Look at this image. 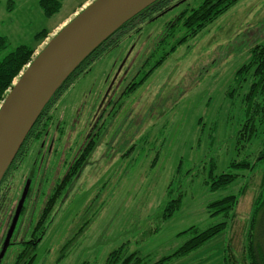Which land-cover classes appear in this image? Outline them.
Masks as SVG:
<instances>
[{
    "label": "rangeland",
    "instance_id": "rangeland-1",
    "mask_svg": "<svg viewBox=\"0 0 264 264\" xmlns=\"http://www.w3.org/2000/svg\"><path fill=\"white\" fill-rule=\"evenodd\" d=\"M83 1L62 0L59 11L45 17L39 0H0V36L7 39L6 53L20 45L33 46L34 36L45 29L49 33L36 45L33 59L75 17L70 15ZM200 1L170 0L163 13L124 28L86 71L54 97L48 135L45 130L41 133L43 160L34 162L42 137L27 140L0 187L1 238L35 164L13 244L0 264H13L22 248L18 243L31 238L45 200L71 168L77 158L73 156L89 135L94 147L57 199L31 264H108L109 253L121 244L149 263L171 253L189 237H176L178 232L191 225L202 229L221 221L219 216L209 217L205 206L244 186L229 228L204 244L198 259L207 257L208 264H222L225 242L230 240L231 250L242 260L260 171L216 192L202 185L201 173L195 174L208 157L217 161L218 172L226 170L227 162L234 158L240 110L238 100L231 104L226 91L233 73L249 59L250 49L264 39V0H238L167 53L186 33L181 24L175 25L170 37L161 42L169 23ZM67 17L70 19L59 25ZM163 55L161 64L153 68ZM143 77L138 87L127 90ZM49 145L66 155L49 153ZM173 180L172 196L180 190L182 203L163 223L161 208ZM259 239L264 250V238Z\"/></svg>",
    "mask_w": 264,
    "mask_h": 264
},
{
    "label": "trees",
    "instance_id": "trees-1",
    "mask_svg": "<svg viewBox=\"0 0 264 264\" xmlns=\"http://www.w3.org/2000/svg\"><path fill=\"white\" fill-rule=\"evenodd\" d=\"M238 0H201L196 6L185 8L178 15L175 23L170 22L168 25L167 34L161 38V42L169 38L170 34L175 30L174 26L181 24L182 28L186 29V33L176 42L175 45L169 50L172 52L175 47L185 41L188 37L194 36L207 24L212 22L221 13L225 12L230 6L235 4ZM39 7L45 17H51L59 11L62 5V0H39ZM11 8V5L7 7ZM147 8V7H146ZM145 8V9H146ZM143 9L140 13H143ZM138 13L137 15H139ZM136 15V16H137ZM134 16V17H136ZM131 20V19H130ZM129 20V21H130ZM127 21L126 23H128ZM125 23V24H126ZM49 32L45 29L41 30L34 36L33 46L20 45L14 50L7 52L8 42L4 36H0V103L5 98L8 90L12 87L13 80L19 75V73L25 68V66L31 61L34 54L36 45L40 44ZM113 36V35H112ZM109 37L98 48H96L82 63L71 73L66 79L64 84L56 91L55 95L44 106L40 115L36 119V123L28 132L33 131V128L37 126L39 117L43 111L46 110L50 101L58 95L59 91L75 76L81 74L88 69L89 64L98 57V54L106 46L109 41ZM164 60V55L157 61L154 67H157ZM149 73V72H147ZM146 75V73H145ZM143 79L137 83H132L127 90L130 92L134 90L143 82ZM226 95L230 99L231 104H234L238 100L240 110V117L238 123V129L233 138L234 158L230 159L226 164V170L218 172L217 161L208 157L202 161L197 168V172L202 174V185L206 186L208 191L216 192L218 190L226 189L237 180L243 178L247 179L246 174H254L256 171H260L261 178L258 186L257 193L252 201L251 215L244 236V245L242 260H239L235 253L231 250L230 240L225 242L223 262L224 264H264V250L261 245L259 237L264 238V39L262 42L254 45L250 49L249 59L240 65L233 73L230 83L228 84ZM234 106V105H232ZM27 136L25 137L27 139ZM25 143V142H24ZM22 143L14 160L7 169V171L14 164L16 158L19 156L24 146ZM94 147V141L89 140L83 147L79 157L76 158L71 165V171L66 177L53 187V191L48 195L44 202L39 218L33 224L28 240L22 239L18 244L22 245V248L15 255L13 264H31L35 258L34 248L40 241L44 226L47 219L51 215V211L55 206L57 199L63 189L70 184L72 175L82 167L87 156ZM7 171L5 172L7 176ZM180 168L177 170V173ZM4 174V175H5ZM5 178L3 176L2 181ZM169 184L166 195L168 200L165 201L161 208L160 220L161 222L168 221L181 207L183 193L179 190L178 194L173 197V183ZM178 184L176 189H179ZM243 186L237 193H229L223 197L212 200L205 206L206 212L209 217H220L221 221L207 226L206 228H198L196 225H191L186 229L178 232L175 236L181 237L189 235V237L171 253L163 255L153 261L147 263L145 258L137 251H128L125 244L119 245L116 249L111 251L107 258L108 264H167L168 262L183 258L190 255L196 250L200 249L204 244L212 240L214 237L226 231L230 226V221L234 217V210L239 198V195L244 191ZM28 195V194H27ZM19 201V200H18ZM17 201V203H18ZM25 202V200H24ZM16 203V206H17ZM16 208V207H15ZM24 203L21 209L23 211ZM15 211V210H14ZM20 212V214H21ZM14 213V212H13ZM13 213L7 220V228L10 224ZM18 225V221L16 227ZM15 227V229H16ZM5 229L2 237L0 238V246L3 242ZM158 225L153 229V233L159 230ZM15 232V230H14ZM13 232V234H14ZM13 237V235H12ZM11 237V238H12ZM12 239L10 244L12 245ZM15 244V243H14ZM242 261V262H241Z\"/></svg>",
    "mask_w": 264,
    "mask_h": 264
},
{
    "label": "water",
    "instance_id": "water-1",
    "mask_svg": "<svg viewBox=\"0 0 264 264\" xmlns=\"http://www.w3.org/2000/svg\"><path fill=\"white\" fill-rule=\"evenodd\" d=\"M157 0H93L28 63L0 104V182L44 106L71 73L127 21ZM27 180L0 246L10 244Z\"/></svg>",
    "mask_w": 264,
    "mask_h": 264
},
{
    "label": "flooded vegetation",
    "instance_id": "flooded-vegetation-1",
    "mask_svg": "<svg viewBox=\"0 0 264 264\" xmlns=\"http://www.w3.org/2000/svg\"><path fill=\"white\" fill-rule=\"evenodd\" d=\"M170 0H157V1H155L154 3H152L150 6H148L144 11H143V13H140L139 15H137L136 17H133L128 23H126V24H124L119 30H117L114 34H113V36H111V38L109 39V41L106 43V45L107 44H109L112 40H114L115 39V37L118 35V33L120 32H122L123 31V29L124 28H127V27H130V26H133V25H135L136 23H139L141 20H143V19H147V17H149V16H151L152 14H155V13H157L158 15L159 14H161V13H163L165 10H167V9H165L166 7H167V5H168V2H169ZM54 100V99H53ZM53 100H51L50 101V104L48 105V107L46 108V110L45 111H43V113H42V115L39 117V120H38V123H37V126L36 127H34L33 128V131L32 132H30V134H29V136H27V139L25 138V140H24V142L26 143V141L27 140H30V139H33V140H36V139H38L39 137H42V142H41V146H40V150H38V154H37V157H36V161L34 160V162L35 163H37V162H39V160H40V156H41V152H42V149H43V146H44V144H45V140L43 139L44 138V135L42 136V131L43 130H45V136H47L48 135V131H46V129H50V127H47V124L49 123V122H51V119H52V117L54 116V114H53V111H51V107H52V103H53ZM36 123V122H35ZM42 123L44 124V125H42ZM89 140H92V139H90V135H89V137H88V140H87V142L89 141ZM23 142V143H24ZM87 142L85 143V145L87 144ZM24 143V144H25ZM84 145V146H85ZM83 146V147H84ZM83 147L82 148H80L79 150H77L76 151V156H73V157H79V154L81 153V151H82V149H83ZM49 148V150H48V152L49 153H53V152H55L54 154H59L60 156H65L66 155V152L64 153L63 152V150H60V149H55V150H53L52 149V146L51 145H49L48 147H47V149ZM52 150V151H51ZM68 153V152H67ZM41 160H43L42 158H41ZM12 167V166H11ZM34 168H35V164H34V167H32L30 170V176L28 177V175H27V177L26 178H28V181H29V187H28V191H27V194H28V192L30 191V185H31V182H32V179H33V177H34ZM11 170V168L7 171V175L9 174V171ZM71 171V168L69 167V168H67V171H66V173L64 172L63 174H62V179L61 180H63L65 177H66V175L69 173ZM75 176V175H74ZM73 176V177H74ZM4 178H6V174L4 175ZM61 180H59L58 182H57V184H59L60 183V181ZM3 183H4V181H2L1 180V182H0V187H2V185H3ZM27 194H26V196H27ZM0 195H2L1 193H0Z\"/></svg>",
    "mask_w": 264,
    "mask_h": 264
},
{
    "label": "crops",
    "instance_id": "crops-1",
    "mask_svg": "<svg viewBox=\"0 0 264 264\" xmlns=\"http://www.w3.org/2000/svg\"><path fill=\"white\" fill-rule=\"evenodd\" d=\"M91 1L90 0L83 1L80 8L74 10L70 16L73 17L74 15H76L78 11H80L83 7L87 6L89 4V2H91ZM69 19L70 18L67 17V18L61 20L59 22V25H64ZM201 256H203V251H201L199 249V251L191 253L190 255L185 256L183 258H178V259L172 260V261L168 262L167 264H208L207 257H205L206 259L204 261L203 260L198 261V259H201ZM191 261H193V262H191ZM222 264H224L223 257H222Z\"/></svg>",
    "mask_w": 264,
    "mask_h": 264
}]
</instances>
